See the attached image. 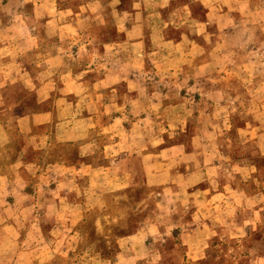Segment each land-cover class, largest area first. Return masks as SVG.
<instances>
[{"label": "crops", "instance_id": "1", "mask_svg": "<svg viewBox=\"0 0 264 264\" xmlns=\"http://www.w3.org/2000/svg\"><path fill=\"white\" fill-rule=\"evenodd\" d=\"M51 6L0 0V264H264V0H155L86 53Z\"/></svg>", "mask_w": 264, "mask_h": 264}, {"label": "rangeland", "instance_id": "2", "mask_svg": "<svg viewBox=\"0 0 264 264\" xmlns=\"http://www.w3.org/2000/svg\"><path fill=\"white\" fill-rule=\"evenodd\" d=\"M12 5H16L22 0H8ZM51 3L52 25H48L41 19L38 25L40 33H49V49L56 51L59 47L72 49L75 41L86 53V49H91L94 44L92 33L98 26L103 27L104 33H108L112 38L119 39L124 33V25L130 23L138 10H145L146 15L152 14L155 0H48ZM29 16H36V11L32 5L27 4L23 9ZM156 12V10H155ZM133 16V17H132ZM102 31V32H103ZM229 253L228 255H230ZM221 259L226 257L220 253H213L207 261L198 264L221 263ZM226 264H232L230 261Z\"/></svg>", "mask_w": 264, "mask_h": 264}]
</instances>
